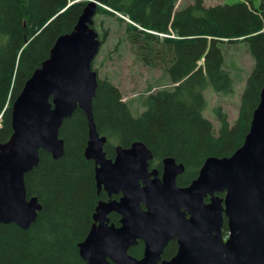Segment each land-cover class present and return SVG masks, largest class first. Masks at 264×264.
<instances>
[{
    "label": "trees",
    "instance_id": "trees-1",
    "mask_svg": "<svg viewBox=\"0 0 264 264\" xmlns=\"http://www.w3.org/2000/svg\"><path fill=\"white\" fill-rule=\"evenodd\" d=\"M94 1L101 4L102 45L112 33L104 26L107 20L114 21L117 45L125 41L145 67L162 69L169 86L141 98L145 111L136 116L111 81L98 79L94 119L97 131L108 140V158L115 157L116 146L127 148L142 142L154 155L151 166L160 172L162 161L169 157L185 166L178 178V185L185 187L198 177L208 158L230 157L242 147L264 86L263 3L256 7L254 0H238L207 7L205 0H192L179 9V0ZM87 2L0 0V143L13 133L15 99L49 58L56 40L73 31ZM121 16L131 18L132 23ZM224 43L245 44L254 65L236 122L232 126L227 113L217 107L216 130L204 116L208 106L204 92H234ZM88 131L87 116L77 109L60 130L64 157L55 160L46 151L40 152L39 165L26 175L25 184L28 197L38 198L42 210L28 230L15 224L0 225V264H85L78 244L93 225L98 203L108 200L103 190L98 191L94 162L85 157ZM110 221L119 226L120 216L112 214ZM224 231L227 234V224ZM143 251L140 243L130 254L140 259ZM173 251L171 243L166 253Z\"/></svg>",
    "mask_w": 264,
    "mask_h": 264
},
{
    "label": "water",
    "instance_id": "water-1",
    "mask_svg": "<svg viewBox=\"0 0 264 264\" xmlns=\"http://www.w3.org/2000/svg\"><path fill=\"white\" fill-rule=\"evenodd\" d=\"M97 12L98 2L90 1L13 103V133L0 143V225L28 230L36 222L42 206L28 197L25 177L39 165L41 151L55 160L64 157L60 129L80 108L89 125L85 157L95 164L99 193L109 196L98 203L94 223L78 244L85 264H264V86L242 147L230 157L208 158L187 187L177 184L185 169L173 158L163 160L161 176L150 170L154 155L142 142L117 147L109 159L107 139L93 120L98 82L92 64L102 46L93 28ZM113 213L120 226L111 224ZM174 240L176 256L161 262ZM140 241L145 248L138 259L129 252Z\"/></svg>",
    "mask_w": 264,
    "mask_h": 264
},
{
    "label": "rangeland",
    "instance_id": "rangeland-1",
    "mask_svg": "<svg viewBox=\"0 0 264 264\" xmlns=\"http://www.w3.org/2000/svg\"><path fill=\"white\" fill-rule=\"evenodd\" d=\"M92 1V0H84ZM94 1V0H93ZM237 0H205L206 6L218 4H233ZM96 2V1H95ZM192 3V0H180L178 8L181 9ZM258 7L260 0H254ZM102 17L96 18V28L99 34H102L100 21ZM105 28L110 27L111 36L102 46L93 69L98 71L99 78L108 79L122 93L123 100L130 104L132 112L139 116L145 108H142L141 98L149 93L157 92L162 88H167L168 80L162 69H150L145 67L136 59L133 48L125 41L119 45V35L114 21L107 20ZM226 69L234 79V92L229 95L217 94L212 89L204 92L208 102L204 115L213 121L216 130L218 122L215 119L214 108L222 107L227 113L230 123H234L238 117L241 94L243 93L247 79L253 67V59L247 51L245 44H223ZM173 86V85H172ZM2 119H0L1 127ZM225 235V233H224Z\"/></svg>",
    "mask_w": 264,
    "mask_h": 264
},
{
    "label": "flooded vegetation",
    "instance_id": "flooded-vegetation-1",
    "mask_svg": "<svg viewBox=\"0 0 264 264\" xmlns=\"http://www.w3.org/2000/svg\"><path fill=\"white\" fill-rule=\"evenodd\" d=\"M185 167V166H184ZM185 169V168H184ZM184 173H185V170H184ZM183 173V174H184ZM182 176V175H181ZM140 243H142V245H143V249L145 248V246H144V243L142 242V241H140L139 243H138V245L140 244ZM174 244L175 245V251H173V252H170V254H167L166 253V251H167V248L169 247V245L170 244ZM137 245V246H138ZM177 252H178V242L176 241V240H174V241H170L169 242V244L167 245V247L164 249V252H163V254H162V256H161V262H163V261H170L171 259H173L175 256H176V254H177ZM143 255H144V251H143V253H142V257H143ZM141 257V258H142ZM140 258V259H141ZM160 262V263H161Z\"/></svg>",
    "mask_w": 264,
    "mask_h": 264
},
{
    "label": "bare ground",
    "instance_id": "bare-ground-1",
    "mask_svg": "<svg viewBox=\"0 0 264 264\" xmlns=\"http://www.w3.org/2000/svg\"><path fill=\"white\" fill-rule=\"evenodd\" d=\"M179 1H180V0H179ZM92 2H95V1L92 0ZM96 2H97V1H96ZM208 11H209V10H208ZM262 11H263V10H262ZM192 12H193V11H192ZM198 12H199V11H198ZM196 13H197V12H196ZM191 14H192V13H191ZM130 20H131V18H130ZM149 27H150V26H149ZM73 30H74V29H73ZM144 32H145V31H144ZM2 33H3V32H2ZM0 35H2V34H0ZM169 36H170V35H169ZM210 37H211V36H210ZM217 38H218V37H217ZM159 49H160V48H159ZM48 59H49V58H48ZM48 59H47V60H48ZM47 60H46V61H47ZM44 62H45V61H44ZM44 62H43V63H44ZM43 63H42V64H43ZM41 66H42V65H41ZM39 68H40V67H39ZM39 68H38V69H39ZM36 70H37V69H36ZM36 70H35V71H36ZM33 74H34V73H33ZM31 77H32V76H31ZM31 77H30V78H31ZM208 77H209V76H208ZM98 79H99V75H98V73H97V82H98ZM202 81H203V80H202ZM200 82H201V81H200ZM212 83H213V82H212ZM185 84H186V83H185ZM202 85H203V84H202ZM212 85H213V84H212ZM212 85H211V86H212ZM97 89H98V87H97ZM195 91H196V90H195ZM96 92H97V91H96ZM200 94H201V93H200ZM195 95H196V94H195ZM224 95H225V94H224ZM18 96H19V95H18ZM95 97H96V96H95ZM94 99H95V98H94ZM15 100H16V99H15ZM12 106H13V105H12ZM78 109H80V108H78ZM81 110H82V109H81ZM82 111H83V110H82ZM75 112H76V111H75ZM75 112H74V113H75ZM83 112H84V111H83ZM5 113H6V112H5ZM84 113H85V112H84ZM214 114H215V113H214ZM1 115H2V114H1ZM73 115H74V114H73ZM73 115H72V116H73ZM72 116H71V117H72ZM71 117H70V118H71ZM0 119H1V118H0ZM67 119H69V118H67ZM67 119H65V120H67ZM65 120H64V121H65ZM87 120H88V119H87ZM93 120H94V125H95V127H96L95 119H94V100H93ZM63 123H64V122H63ZM62 126H63V124H62ZM88 126H89V125H88ZM61 128H62V127H61ZM96 129H97V127H96ZM60 130H61V129H60ZM88 132H89V131H88ZM98 133H99V132H98ZM105 138H106V137H105ZM106 139H107V138H106ZM26 190H27V188H26ZM38 201H39V200H38ZM39 203H40V202H39ZM40 204H41V203H40ZM41 206H42V205H41Z\"/></svg>",
    "mask_w": 264,
    "mask_h": 264
}]
</instances>
